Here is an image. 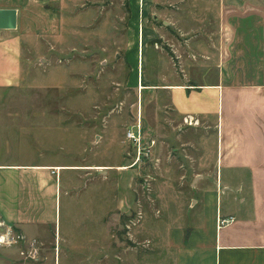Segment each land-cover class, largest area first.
<instances>
[{"label": "crops", "instance_id": "1", "mask_svg": "<svg viewBox=\"0 0 264 264\" xmlns=\"http://www.w3.org/2000/svg\"><path fill=\"white\" fill-rule=\"evenodd\" d=\"M75 1L0 0V11L14 12V26L0 28V111L9 113L5 96L78 88V69L71 68L79 63ZM63 8L70 13L67 29ZM188 10L178 20L184 45L168 40L174 61L159 55L166 72L157 64L150 78L138 74L137 92L152 93L156 132L159 108L165 107L166 143H181L188 151L179 167L182 175L205 183L189 185L166 205L157 187L150 259L136 254L134 264H264V0H199L198 13ZM50 70L51 78L41 80ZM57 72L64 81L55 78ZM23 108L27 115L24 109L4 120L0 114V217L20 231L24 246L33 241L46 254L50 232L56 251L61 220L68 227L73 208L80 209L82 223L89 218L93 224L91 172L109 168L80 165L77 124L43 121L31 104ZM181 129L178 136L172 133ZM21 153L33 157L19 162ZM223 219L230 220L217 225ZM87 241L93 251L92 236ZM18 250L0 247V264H13ZM102 256L103 264H111L109 247ZM94 257L85 256L83 264H95Z\"/></svg>", "mask_w": 264, "mask_h": 264}, {"label": "rangeland", "instance_id": "2", "mask_svg": "<svg viewBox=\"0 0 264 264\" xmlns=\"http://www.w3.org/2000/svg\"><path fill=\"white\" fill-rule=\"evenodd\" d=\"M198 1L76 0L72 7L75 16L72 29L78 30L79 63L74 62L71 68L78 69V81L74 78V83H79L78 88L62 94L57 90H46L27 96L4 97L2 102L10 108L8 114L0 111L3 120L6 115L22 114L23 107L31 104L43 121L77 124L78 148L82 151L80 165L90 163L109 168L91 172L95 184L93 224L88 222L89 218L82 223L81 211L75 207L72 209L74 220L68 227L61 220L60 243L56 241V251L50 232L45 243L46 254L37 250L35 257L30 258L26 255V246L18 245V256L13 264H83L85 256L92 255L93 259L96 254L95 264H103L102 253L108 247L112 254L111 264H134L136 254L140 253L149 262L152 200L157 187L166 205L189 185L205 183L193 175H182L179 167L183 153L188 151L181 143L172 140L166 143L168 128L162 122L165 107L159 108L158 116L162 121L159 122L160 131L156 132L151 126L152 114L156 113V106L153 111L151 109L152 93L143 90L139 96L137 92L138 74L150 78V73L158 70L157 64L166 70V63L160 62L159 55L168 57V40L179 37L178 20L184 17L185 8L188 12L198 13ZM66 17L69 18L70 13L63 8L65 29L70 27ZM182 37L178 41L183 46ZM174 64L178 72L176 61ZM51 73V70L47 71L40 79H50ZM57 73L55 78L64 81V76ZM160 100L165 103V97ZM11 106L17 112H12ZM24 111L27 115V110ZM65 130L69 132L68 128ZM182 131L172 133L178 136ZM128 134L133 138H128ZM19 155V162L33 157L26 153ZM90 155H95L93 160ZM169 166L170 173L166 174ZM80 178L86 179L87 175L81 173ZM213 183V179L208 180V184ZM170 188H174L173 193ZM183 230L187 231V228ZM91 236L93 251V244L87 241Z\"/></svg>", "mask_w": 264, "mask_h": 264}, {"label": "built area", "instance_id": "3", "mask_svg": "<svg viewBox=\"0 0 264 264\" xmlns=\"http://www.w3.org/2000/svg\"><path fill=\"white\" fill-rule=\"evenodd\" d=\"M184 124L190 125V122H186V120L183 119ZM128 138L132 139V135L128 134ZM230 219H223L220 221H217V225L222 226L229 222ZM24 244V237L18 231L14 226L6 223L3 221L0 217V247H13L18 245ZM35 243L33 241L29 242L26 246L27 256L30 258H34L37 252V249L34 245ZM20 254H23L21 252Z\"/></svg>", "mask_w": 264, "mask_h": 264}, {"label": "water", "instance_id": "4", "mask_svg": "<svg viewBox=\"0 0 264 264\" xmlns=\"http://www.w3.org/2000/svg\"><path fill=\"white\" fill-rule=\"evenodd\" d=\"M14 26V12L0 11V28H12Z\"/></svg>", "mask_w": 264, "mask_h": 264}, {"label": "trees", "instance_id": "5", "mask_svg": "<svg viewBox=\"0 0 264 264\" xmlns=\"http://www.w3.org/2000/svg\"><path fill=\"white\" fill-rule=\"evenodd\" d=\"M168 56L171 58L172 61H174L173 56L171 53L167 52Z\"/></svg>", "mask_w": 264, "mask_h": 264}, {"label": "flooded vegetation", "instance_id": "6", "mask_svg": "<svg viewBox=\"0 0 264 264\" xmlns=\"http://www.w3.org/2000/svg\"><path fill=\"white\" fill-rule=\"evenodd\" d=\"M191 125V124H190Z\"/></svg>", "mask_w": 264, "mask_h": 264}]
</instances>
